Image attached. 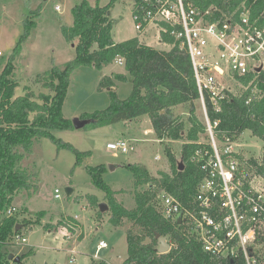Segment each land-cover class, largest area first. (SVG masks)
<instances>
[{"label": "trees", "instance_id": "trees-1", "mask_svg": "<svg viewBox=\"0 0 264 264\" xmlns=\"http://www.w3.org/2000/svg\"><path fill=\"white\" fill-rule=\"evenodd\" d=\"M115 1L94 5L89 0H80L72 6L73 23L63 25L62 31L65 38L75 46L76 57L62 66L54 64L49 70L38 74V80L54 94L40 93L36 96L34 91H28L16 96L19 82L13 73L14 61L31 38L38 10L25 18L24 31L12 53L0 59V63L6 62L0 75V264L11 263L3 246L11 243L13 237L19 235L21 229L30 223L26 220L21 223L15 212H7L19 191L36 187L31 181L32 175L21 166L25 153L32 151L35 140L49 137L59 148L74 151L77 164L80 163L82 156L87 153L79 151L52 132L54 129L75 128L63 112L70 75L80 65L103 69L117 57L124 58L127 74L116 73L115 77L106 75L100 80L98 88L101 90L117 86L115 79L126 81L129 76L132 81L131 94L121 99L116 91H110L111 102L107 108L85 113L82 118H92V125L97 128L119 121L131 122L146 115L150 117L158 139L183 141L181 159L184 163V169L180 170L181 162L166 148L170 171L159 170L158 175H154L144 165L134 162L127 164L132 171L135 188V207L131 209L117 200L115 191L104 180L103 172L107 166L88 169L95 185L106 192L111 206L109 222L114 226L129 224L126 230L127 256L121 264H230L208 254L188 226L165 217L158 207L162 191L175 196L185 206H190L203 177V170L193 160V155L200 146L198 141L201 135L205 134V124L196 113L195 105L200 94L187 48L170 33L172 28L167 23H161L166 31H161L160 38L162 43L171 45L169 50L149 45L138 36L116 41L112 32L114 20L110 15ZM196 1L204 9L216 3L223 12H232L243 0ZM142 5H147L145 0H134L133 13ZM263 9L264 4L260 3L253 9V13L258 14ZM239 82L245 90L240 95L228 92L221 112L217 113L209 106L210 115L212 119L219 118L220 128L235 138L249 130L264 141V69L241 76ZM36 97L43 103L35 100ZM181 105L189 106L186 119L174 112V108ZM31 113H34L33 117ZM237 157L248 171L263 169L260 163L264 162V156L261 160L256 157L247 158L243 153ZM19 224L22 228L16 231ZM158 236L170 238L174 243L169 252H159ZM23 257L24 254L21 259ZM92 264L108 263L93 261Z\"/></svg>", "mask_w": 264, "mask_h": 264}, {"label": "rangeland", "instance_id": "rangeland-1", "mask_svg": "<svg viewBox=\"0 0 264 264\" xmlns=\"http://www.w3.org/2000/svg\"><path fill=\"white\" fill-rule=\"evenodd\" d=\"M79 1L0 0V59L7 58L12 53L24 31L25 18L39 11L34 18L36 27L31 38L14 61L13 73L19 82L16 96L28 91H34L36 96L40 93L54 94L38 80V74L49 70L54 64L62 66L76 57V48L65 38L62 26L73 23L72 6ZM89 1L94 5H106L111 0ZM133 4L134 0H116L110 9L114 20L113 37L117 41L141 36L135 27ZM58 5L59 10L56 8ZM157 33V28L150 30L148 43L169 50L171 45L162 43L160 37L156 36ZM5 67L6 62L0 63V75ZM124 69L125 66L116 61L103 69L93 65L78 66L70 75L68 95L63 104L65 117L73 121L74 117L107 108L111 102V93L106 88L100 90L99 82L104 76L115 77L117 72ZM115 81L119 98L129 97L132 91L131 77L128 76L126 81ZM243 90L245 89L239 84H232L234 94L240 95ZM35 100L43 103L37 97ZM195 106L198 117L203 119L200 102L197 101ZM174 112L186 119L189 106H178L174 108ZM33 115L31 113V117ZM52 132L87 155L82 156L77 164L74 151L59 148L49 137L35 140L32 151L25 153L21 166L32 175L31 181L36 187L19 191L12 201L19 222L26 220L30 223L21 229L19 238L14 236L11 243L3 246V251L7 255L24 254L20 262L11 261L10 264H92L93 261L121 264L127 256L126 230L129 224L114 226L109 222L111 206L106 192L95 185L88 169L99 165L107 166V170L103 172L104 180L115 191L117 200L131 209L135 207V188L133 174L127 164L134 162L144 165L154 175H158L159 170L170 171L166 148L182 162L183 141L158 139L151 119L146 115L131 122L119 121L97 128L90 123L81 129H54ZM119 139L128 140L133 149L124 153L107 148L108 142ZM200 140L207 142L208 138L203 133ZM236 140L237 149L245 157L261 160L264 156V141L249 130ZM157 155H160L159 160L155 159ZM110 163L121 166L112 171ZM67 187L72 188L70 195L67 194ZM56 188L60 189L59 198L55 196ZM100 203H106L108 209L101 211ZM66 222L74 228L71 229ZM21 237L26 240L22 241ZM101 240H105L109 246L101 249L99 256H95ZM167 240L173 247L174 243L170 238ZM73 255L76 256L75 260H71Z\"/></svg>", "mask_w": 264, "mask_h": 264}, {"label": "built area", "instance_id": "built-area-1", "mask_svg": "<svg viewBox=\"0 0 264 264\" xmlns=\"http://www.w3.org/2000/svg\"><path fill=\"white\" fill-rule=\"evenodd\" d=\"M145 1L147 5L133 13L135 27L143 32L154 24L161 37V31H166L161 23H167L172 28L170 33L187 48L208 138L207 142L198 141L200 146L193 155L203 177L191 205L185 206L162 191L158 201L160 211L174 220L181 216L182 223L211 256L230 264H264V162L260 163L262 170H246L237 157L241 152L235 136L221 129V120L212 119L209 111L210 106L221 112L232 84L243 87L239 82L241 76L259 67L264 69V9L253 13L264 0H243L232 12H223L216 3L204 9L196 0ZM56 8L59 10L60 6ZM115 61L125 63L123 57ZM107 148L124 153L133 149L126 139L108 142ZM155 159L159 160L160 155ZM55 196L61 197L59 188ZM15 211L11 206L7 212ZM108 246L101 240L95 256ZM75 258L73 255L71 260Z\"/></svg>", "mask_w": 264, "mask_h": 264}, {"label": "water", "instance_id": "water-1", "mask_svg": "<svg viewBox=\"0 0 264 264\" xmlns=\"http://www.w3.org/2000/svg\"><path fill=\"white\" fill-rule=\"evenodd\" d=\"M262 67H259L257 70H261ZM106 90L108 91H116L117 90V87L116 86H109V87H106ZM73 125L76 129H81V128H84L86 125L90 124L93 122V119L92 118H82V117H74L73 118ZM121 166V164H118V163H110L109 164V168L114 171L115 169H117V167ZM180 170L184 169V163L181 162L180 164ZM72 193V188L71 187H67V194L70 195ZM106 209H108V205L106 203H100V210L101 211H105ZM178 221L179 223L182 222V217H178ZM22 225L19 224L17 227H16V231H18ZM159 237V252L160 253H166V252H169L172 248V245L168 242L167 238L166 237H161V236H158ZM8 258L9 260L11 261H14V262H20L22 259H21V256H16L15 254L11 253L8 255Z\"/></svg>", "mask_w": 264, "mask_h": 264}, {"label": "crops", "instance_id": "crops-1", "mask_svg": "<svg viewBox=\"0 0 264 264\" xmlns=\"http://www.w3.org/2000/svg\"><path fill=\"white\" fill-rule=\"evenodd\" d=\"M152 28H157L154 24H150V25H148L147 27H146V29L143 31V32H140L141 34V36H139V38L142 40V41H147V39L150 37V30L152 29ZM157 30H158V33L156 34V36H158V34H159V29L157 28ZM158 38H159V36H158ZM160 40V39H159ZM117 41V40H116ZM147 44H149L148 43V41L146 42ZM149 45H151V44H149ZM124 66V65H123ZM117 73H125V74H127V71L124 69L122 72H117ZM116 85H117V83H116ZM117 87V86H116ZM139 119V118H138Z\"/></svg>", "mask_w": 264, "mask_h": 264}]
</instances>
